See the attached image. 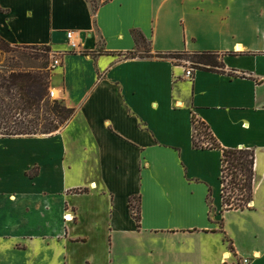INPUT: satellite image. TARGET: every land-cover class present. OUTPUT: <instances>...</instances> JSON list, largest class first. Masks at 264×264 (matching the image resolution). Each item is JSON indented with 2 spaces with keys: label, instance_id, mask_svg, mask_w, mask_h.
<instances>
[{
  "label": "crops",
  "instance_id": "crops-1",
  "mask_svg": "<svg viewBox=\"0 0 264 264\" xmlns=\"http://www.w3.org/2000/svg\"><path fill=\"white\" fill-rule=\"evenodd\" d=\"M0 37L60 51L51 88L75 109L0 136V264H264V0H0ZM185 50L226 72L156 56ZM194 114L254 150L251 206L223 210V153L194 145Z\"/></svg>",
  "mask_w": 264,
  "mask_h": 264
},
{
  "label": "trees",
  "instance_id": "trees-1",
  "mask_svg": "<svg viewBox=\"0 0 264 264\" xmlns=\"http://www.w3.org/2000/svg\"><path fill=\"white\" fill-rule=\"evenodd\" d=\"M0 40L10 45L1 37ZM16 47H36V45H16ZM43 47L47 53H50L51 47ZM136 54L137 52L131 53V55ZM23 56L26 58L28 55ZM29 56L34 58L33 55ZM141 56H152V54L147 50L146 54ZM156 56L171 58L179 64L183 63L181 59H188L191 61L190 67L195 70L226 72L222 55L216 51L158 52ZM50 59L47 54L42 58L43 62L40 65L31 69L15 67L8 69L0 66V136L53 133L74 115V108L67 107L49 96L52 77V71L48 68ZM193 121L194 145L198 148L222 150L223 210L245 208L253 199L254 150L244 147H224L211 133L209 126L195 114ZM198 135L202 138L203 144L198 143ZM131 206L135 218L140 221V206L136 207L132 201Z\"/></svg>",
  "mask_w": 264,
  "mask_h": 264
},
{
  "label": "rangeland",
  "instance_id": "rangeland-1",
  "mask_svg": "<svg viewBox=\"0 0 264 264\" xmlns=\"http://www.w3.org/2000/svg\"><path fill=\"white\" fill-rule=\"evenodd\" d=\"M91 1L95 2L96 0H91ZM25 54L28 55L26 56V58L23 56ZM47 54H49V58H51L50 53H47L43 46L17 48L16 45H11V44L6 45L4 42L0 40V66H2V68L10 69L11 67H15L19 69H31L33 66L40 65L43 62L42 58L45 57ZM29 55H33L34 58H31ZM181 60H182L181 62L183 63L185 62L187 63L188 66H191L190 60L188 59H181ZM61 103L64 104L63 102ZM197 141L198 143L203 144L202 138L199 135L197 136ZM229 179L230 176L228 177V180ZM66 221L74 222V216L71 219H66ZM228 245L229 246L231 245L229 241H228ZM230 252H232V250Z\"/></svg>",
  "mask_w": 264,
  "mask_h": 264
},
{
  "label": "built area",
  "instance_id": "built-area-1",
  "mask_svg": "<svg viewBox=\"0 0 264 264\" xmlns=\"http://www.w3.org/2000/svg\"><path fill=\"white\" fill-rule=\"evenodd\" d=\"M67 39H68V48L71 51H76L79 49V42L75 38V33L73 30H70L66 34ZM50 56H51V62L48 66V68L53 72L55 69H57L59 66L62 65V54L60 51H54L50 50ZM194 76V68H186L185 70V78L192 79ZM50 98L56 99V93L55 90L50 88V93H49ZM248 206H251V202L248 203ZM73 216L71 213H68L65 215L66 219H71ZM228 253V255H226ZM223 256V264H250V258L248 257H241L240 259H235V255L232 252H226Z\"/></svg>",
  "mask_w": 264,
  "mask_h": 264
},
{
  "label": "bare ground",
  "instance_id": "bare-ground-1",
  "mask_svg": "<svg viewBox=\"0 0 264 264\" xmlns=\"http://www.w3.org/2000/svg\"><path fill=\"white\" fill-rule=\"evenodd\" d=\"M226 255H228V253H226Z\"/></svg>",
  "mask_w": 264,
  "mask_h": 264
}]
</instances>
